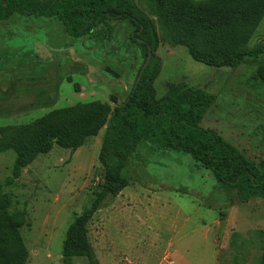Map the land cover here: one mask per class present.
<instances>
[{
  "label": "rangeland",
  "instance_id": "1",
  "mask_svg": "<svg viewBox=\"0 0 264 264\" xmlns=\"http://www.w3.org/2000/svg\"><path fill=\"white\" fill-rule=\"evenodd\" d=\"M138 2V0H136ZM203 1V0H197ZM112 39H73L55 19L16 15L0 22V128L30 124L52 111L100 101L120 107L130 95L144 55L129 22H113ZM260 52L239 70L195 62L183 47L161 45L162 98L186 83L216 96L201 123L264 165V97L245 84L249 68L264 63V20L249 44ZM76 86L79 91H76ZM105 129L76 151L55 147L11 185L16 154H0V185L22 214L27 264H62L65 233L88 210L102 182L99 161ZM129 186L89 225L99 264H257L234 260V234L264 231V199L247 203L187 155L140 144L130 158ZM256 251H252L255 255ZM75 264H88L77 259Z\"/></svg>",
  "mask_w": 264,
  "mask_h": 264
},
{
  "label": "trees",
  "instance_id": "2",
  "mask_svg": "<svg viewBox=\"0 0 264 264\" xmlns=\"http://www.w3.org/2000/svg\"><path fill=\"white\" fill-rule=\"evenodd\" d=\"M16 15L55 19L73 39L103 41L112 39L113 22H129L131 41L144 55L133 89L120 107L95 101L52 111L27 125L0 128V154H16L9 185L39 156L55 147L76 151L105 129L99 156L102 182L90 208L75 214L65 233L62 264L80 258L99 264L89 225L129 186V160L140 144L189 156L219 184L237 191L242 203L264 199V165L248 159L215 130L201 127L216 96L186 83L170 85L160 99L155 89L161 45L183 47L195 62L233 72L259 57L249 44L264 20V0H0V22ZM248 71L245 84L264 97V63ZM11 207L12 198L0 185V264H27L30 255L21 233L25 217L11 213ZM231 248L236 263L254 256L257 264H264V231H253L248 239L234 234Z\"/></svg>",
  "mask_w": 264,
  "mask_h": 264
},
{
  "label": "water",
  "instance_id": "3",
  "mask_svg": "<svg viewBox=\"0 0 264 264\" xmlns=\"http://www.w3.org/2000/svg\"><path fill=\"white\" fill-rule=\"evenodd\" d=\"M151 58H152V53L150 52V54H149V56H148V59H147L146 63L144 64V66H143V68H142V71H141V73H140V75H139V77H138L137 85L139 84V82H140V80H141V77H142V75H143V73H144V71H145V69H146L148 63L150 62Z\"/></svg>",
  "mask_w": 264,
  "mask_h": 264
}]
</instances>
